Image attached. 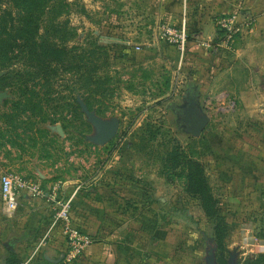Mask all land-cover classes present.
I'll list each match as a JSON object with an SVG mask.
<instances>
[{"label": "rangeland", "instance_id": "374dc122", "mask_svg": "<svg viewBox=\"0 0 264 264\" xmlns=\"http://www.w3.org/2000/svg\"><path fill=\"white\" fill-rule=\"evenodd\" d=\"M153 2L1 1L0 23L9 20L5 8L15 16L26 7L35 11V38L43 46L24 45L8 21L13 33L0 45V225H15L19 204L30 197L38 202H29L35 210L25 219L49 215L51 225L58 199H71V221L78 225L76 201L92 193L86 215L94 207L108 220H129L117 237L155 242L147 252L169 256V264H206L212 252L219 264L232 255L236 264H264V112L241 123L235 108L209 103L214 117L191 134L189 106L198 102L185 93L187 67L165 48L172 45L162 31L167 22L154 14ZM87 110L118 122L116 134L100 140ZM174 151L180 161L203 164L223 218L222 240L212 235L216 219L185 191V180L168 179L165 159ZM4 173L42 192L17 189L18 207L8 214ZM114 200L119 207L112 211Z\"/></svg>", "mask_w": 264, "mask_h": 264}, {"label": "crops", "instance_id": "0c3cea01", "mask_svg": "<svg viewBox=\"0 0 264 264\" xmlns=\"http://www.w3.org/2000/svg\"><path fill=\"white\" fill-rule=\"evenodd\" d=\"M153 6L154 14L168 25L179 27L186 23L188 39L184 53H180L173 44L165 48L176 52L179 67H187L185 93L192 94L198 102L197 110L210 117L208 124L215 114L209 103H218L219 107L220 103L226 105L229 99H235L234 113L241 123L249 118L261 117L264 112V0H154ZM234 11H239L249 24L237 37L233 48L226 49L220 44L224 29L219 19ZM204 107L209 111H203ZM190 128L191 124L187 128L189 132ZM256 164L251 163L250 166ZM91 194H84L76 201L79 216L74 223L78 224L75 225L77 228L92 235L95 242L71 264L171 262L169 256H165L163 263L160 256L147 252L149 243L158 245L153 241L147 242L128 234L117 237L119 231L120 234L126 232L121 230L125 228L124 225H130L129 220H108V216L104 218L101 216L102 211L99 208L94 210V207H91L94 212L86 215L83 208H87V199ZM102 194L110 198L107 192ZM92 196L95 198L97 195ZM37 200L30 197L27 202L19 204L21 213L19 218L16 217L15 225H0V264H41L63 257L67 245L59 227L50 230L49 215L47 218L43 215L39 220L30 217L25 219L35 210L30 206H34ZM110 203L112 211L116 206L119 207L118 200ZM110 225L120 226L113 228ZM137 232L142 233V230ZM42 240L43 244L35 251Z\"/></svg>", "mask_w": 264, "mask_h": 264}, {"label": "built area", "instance_id": "2783aa9c", "mask_svg": "<svg viewBox=\"0 0 264 264\" xmlns=\"http://www.w3.org/2000/svg\"><path fill=\"white\" fill-rule=\"evenodd\" d=\"M219 24L224 29V34L220 43L221 46L226 49H232L237 37L242 33L244 27L248 26L249 23L248 20H244L242 18V15L239 11H234L220 17ZM162 31L163 35L166 36L170 43L176 45L180 52L184 53L188 39L186 23L184 22L179 27L164 24L162 26ZM136 49L140 50V45H136ZM225 106L228 109L235 108V99H229ZM24 187H28L31 190H36L39 193L42 192L34 184L27 186L26 183L19 182L17 177L11 173H4L1 175V194L4 201L3 209L6 213L12 214L17 209V189H22ZM59 200L61 199H58L60 209L55 215V219L51 224L50 230L55 227H59L61 229V232L64 235V241L67 245L66 251L59 261H47L41 264H71L81 255H83L86 249H88L94 243L92 235L78 229L73 225L71 221V199L66 201ZM43 242L44 241L42 240L40 245L36 246L35 251L40 248Z\"/></svg>", "mask_w": 264, "mask_h": 264}, {"label": "trees", "instance_id": "16d2710c", "mask_svg": "<svg viewBox=\"0 0 264 264\" xmlns=\"http://www.w3.org/2000/svg\"><path fill=\"white\" fill-rule=\"evenodd\" d=\"M0 0V4H1ZM43 0H34V5H40ZM4 16L9 17V20L3 18L0 23V45L2 42H7L6 37L3 35H10L14 32V36H19L24 39L23 43L29 47H38L43 46L40 42H38L35 38L36 33L39 32V23H36L34 19V12L29 9H23L21 13L18 15L13 14V11L5 8ZM19 17V19H18ZM18 19V20H17ZM8 21H11L10 30L8 31ZM18 22V24H16ZM35 22V25H34ZM188 30V29H187ZM188 32V31H187ZM46 46L48 43L43 41ZM167 46V45H166ZM44 50V47L42 48ZM177 150V149H176ZM176 152V151H174ZM177 152L175 155L169 154L170 157L166 160V168L165 171L169 173L168 179H173L175 176L179 178H183L185 191L192 197L197 198L199 200L200 207L202 208L204 214L209 218H215L217 223L214 224L213 234L214 237L218 236L220 240H222L223 236L221 235V222H223V218L219 215V209L217 207L218 201L216 197H214L212 193L211 186L208 182L207 176L205 174L204 166L201 162L195 161L192 159H187L186 161H180L179 156H177ZM180 168L178 173L174 172V168ZM173 168V169H171ZM164 172V173H166ZM77 199V198H76ZM75 199V200H76ZM75 200L73 199L72 204L74 205ZM223 230V229H222Z\"/></svg>", "mask_w": 264, "mask_h": 264}, {"label": "water", "instance_id": "95a60500", "mask_svg": "<svg viewBox=\"0 0 264 264\" xmlns=\"http://www.w3.org/2000/svg\"><path fill=\"white\" fill-rule=\"evenodd\" d=\"M2 96V93H0V97ZM86 109V108H85ZM88 115L90 119L96 124V126L100 129L101 132V138L100 140L109 139L113 137L118 129V122L115 121H103L99 117H97L93 112L88 111ZM210 118L205 115L201 114L195 104L190 105L189 109V115L187 117V121L190 122L191 128L190 132L193 135H199L206 125L208 124ZM59 261V260H58ZM206 264H219L216 261L215 253L212 252L208 256H206ZM227 264H236L234 261V255H232Z\"/></svg>", "mask_w": 264, "mask_h": 264}]
</instances>
